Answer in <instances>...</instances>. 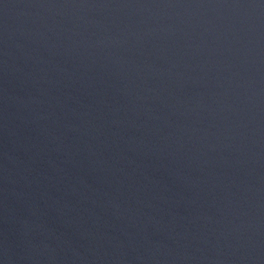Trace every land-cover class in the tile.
Here are the masks:
<instances>
[{
  "label": "water",
  "instance_id": "1",
  "mask_svg": "<svg viewBox=\"0 0 264 264\" xmlns=\"http://www.w3.org/2000/svg\"><path fill=\"white\" fill-rule=\"evenodd\" d=\"M0 264H264V0H0Z\"/></svg>",
  "mask_w": 264,
  "mask_h": 264
}]
</instances>
